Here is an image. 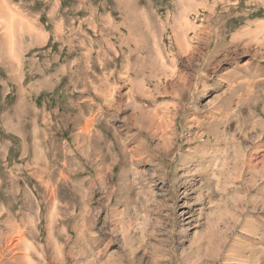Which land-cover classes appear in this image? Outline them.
<instances>
[{"label":"rangeland","instance_id":"374dc122","mask_svg":"<svg viewBox=\"0 0 264 264\" xmlns=\"http://www.w3.org/2000/svg\"><path fill=\"white\" fill-rule=\"evenodd\" d=\"M0 264H264V0H0Z\"/></svg>","mask_w":264,"mask_h":264}]
</instances>
